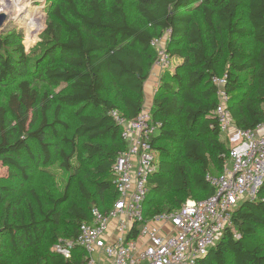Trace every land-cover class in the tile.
Instances as JSON below:
<instances>
[{
    "label": "trees",
    "instance_id": "obj_1",
    "mask_svg": "<svg viewBox=\"0 0 264 264\" xmlns=\"http://www.w3.org/2000/svg\"><path fill=\"white\" fill-rule=\"evenodd\" d=\"M111 1L113 16L107 17L102 0H61L78 22L64 18L61 3L48 1L43 47L25 50L24 31L14 22L0 32V165L22 180L18 187L0 185V264L84 261L81 249L65 259L53 245L75 239L92 207L111 209L117 197L111 166L126 145L110 111L133 119L142 109L144 83L157 58L152 42L167 29L166 54L180 62L160 76L150 107L162 126L151 142L158 161L148 179L145 221L177 209L195 191L197 201L214 192L205 176L221 173L229 151L213 114L212 77L218 76L223 36L231 68L243 72L226 74L234 125L251 129L264 120V0H135L141 24L129 19L124 0ZM78 2L89 13L80 12ZM244 2L258 44L249 57L241 55L234 38L245 31L236 23ZM185 9L200 15L201 23ZM35 81L63 90L51 96ZM108 90L113 94L104 96ZM67 108H74L71 126L63 118ZM53 157L67 174L60 194L31 178L39 166L52 165ZM80 158L77 171L74 160ZM158 195L159 202L152 197ZM231 221L195 264H264V178L256 199L239 203ZM136 235L134 224L128 237Z\"/></svg>",
    "mask_w": 264,
    "mask_h": 264
},
{
    "label": "built area",
    "instance_id": "obj_2",
    "mask_svg": "<svg viewBox=\"0 0 264 264\" xmlns=\"http://www.w3.org/2000/svg\"><path fill=\"white\" fill-rule=\"evenodd\" d=\"M3 1L0 0V12H5ZM169 32L167 29L165 35ZM152 45L157 50L152 67L163 70L170 59L161 37L155 38ZM212 83L217 88L213 114L219 130L223 134L234 133L237 140L229 147L221 173L205 176L213 194L198 201L189 199L170 213L153 217L156 223H170L172 232L160 234L151 230L143 217V203L148 179L157 169L151 142L162 123L152 117L149 106H143L133 119H126L113 109L110 114L120 126L126 145L111 166L117 197L107 212L92 207L89 221L79 225L75 239H59L53 245L57 253L70 259L72 250L79 248L84 252L81 264H195L208 253L232 226L231 216L239 203L256 199L264 178V120L251 129L237 128L228 107L230 96L224 89L226 76H214ZM134 224L137 235L129 238ZM142 236L146 240L140 244L138 238Z\"/></svg>",
    "mask_w": 264,
    "mask_h": 264
},
{
    "label": "rangeland",
    "instance_id": "obj_3",
    "mask_svg": "<svg viewBox=\"0 0 264 264\" xmlns=\"http://www.w3.org/2000/svg\"><path fill=\"white\" fill-rule=\"evenodd\" d=\"M48 1H51V5H54L55 3H61V0H4L3 1V5H4L3 7H4L5 12L10 14V16H15L14 18H11L6 23H4V27L8 25L9 23L14 22L17 28L23 29L24 36H23L21 43H23L25 50L27 51L31 49L32 47H43L45 41H47V37L44 36V29L46 27L45 7L48 6ZM102 1H103V8H104L105 15L107 17H112L113 16L111 12L112 1L111 0H102ZM37 3H41V4H37ZM196 3L197 2H195L194 4ZM124 5H125V10L127 12L129 19L132 22L141 24L143 22V19L137 9L135 0H124ZM60 10H61L62 15L67 21L78 22L76 18L68 11V9L66 8V5L61 3ZM78 10L82 13H89L87 4H84L81 2H78ZM183 12H187V13L191 12L193 16L195 17V19L201 23L200 15H194V12H192L191 10L189 11L188 9L183 10ZM34 13H37V16H40V20L38 21L40 26H38L37 28L35 27L34 31H32L34 36L32 37L31 41H28V38H26V36L28 35L26 32L27 21L25 20L29 15H33ZM236 23L239 29L245 30L244 33L235 35L234 37L235 40L237 41V48L239 49L242 56H245V57L254 56L258 50V44H256L255 41L253 40L252 30L247 21L245 2H244V5L238 11V14L236 16ZM161 40H162V46L166 50V46L168 43V35H165V34L162 35ZM222 41L224 43V46H223V49L221 50L222 55L219 59V64H218V77H225L227 74V71L233 72V74H236V75L242 74L243 72H237L231 68V65H230L231 57H230L229 51L225 47V43H226L225 36H223ZM169 59H170L169 65L165 69L163 70L158 69L157 71L150 72V77H152V81H153L152 88H154V80L157 77L160 78V76L165 71H167L168 69H173L180 61L179 58H176V57L169 58ZM35 83L37 84L39 82L35 81L34 84ZM5 88H6L5 89L6 93H9L11 91L9 87H5ZM39 88H40V92H44V90L49 91L51 96L55 92L63 90V87H55V88L51 87L50 88V87H45L42 83H39ZM112 94H113V90H108L107 92L104 93V96H111ZM143 106H146L145 101H144ZM70 109H74V108H67V110L64 112V115H63V118L67 121L69 126H71L72 124L76 122V118L71 112L72 110ZM171 124L172 125L174 124L175 127L181 126L178 120H173ZM168 143L169 141L166 142L163 140L160 142V144L162 145H166ZM69 149H70L69 147L66 148L67 151ZM79 149L80 148L78 147L77 150ZM74 161H75L74 169L77 168L78 163L80 164L83 163L81 158L74 160ZM52 162H53L51 163L52 165L39 166L36 169V171L32 174L31 178L35 182H38V184H41V185L46 184L47 188L45 189H47L48 191L53 192L55 194H60L62 193L64 185L66 183L67 174H65L59 168L58 166L59 160L57 159V157H53ZM43 167L47 169V172H44ZM211 169L212 171H210V173L211 172L213 173V171L215 172L214 168H211ZM77 171H78V168H77ZM75 179L76 178H74L73 180ZM19 181L21 182L22 180L21 179L17 180V178L11 177L9 175L8 168L0 165V185H13L15 187H18ZM48 182L52 186H48ZM71 184L73 187L72 182ZM194 193H195L194 196L187 197L181 204H184L187 200L189 199L192 200L194 199L196 195H199L197 191H195ZM152 197L155 199V201L159 202V200H161L163 196L158 195V196H152ZM7 199L8 198H5V200ZM162 223H164L163 220L159 222L160 225Z\"/></svg>",
    "mask_w": 264,
    "mask_h": 264
},
{
    "label": "crops",
    "instance_id": "obj_4",
    "mask_svg": "<svg viewBox=\"0 0 264 264\" xmlns=\"http://www.w3.org/2000/svg\"><path fill=\"white\" fill-rule=\"evenodd\" d=\"M180 60V59H179ZM180 62V61H179ZM158 69L155 67H152L151 72L152 71H157ZM158 78V77H157ZM157 78L154 80V85H155V81L157 80ZM152 77H148V79L146 80V82L144 83V96H145V102H146V106L151 107V103H152V98H153V94H154V88H152ZM227 140L229 147L233 146L237 140L235 138V134L231 133V134H223V138ZM157 155V161H158V154L156 152ZM149 223V227L151 230L160 233V234H164L167 232H172V227L170 225V223L168 222H164L161 225L159 223H156L155 221H153L152 219H150L148 221ZM139 243H143L146 240V237L142 236L141 238H138Z\"/></svg>",
    "mask_w": 264,
    "mask_h": 264
},
{
    "label": "bare ground",
    "instance_id": "obj_5",
    "mask_svg": "<svg viewBox=\"0 0 264 264\" xmlns=\"http://www.w3.org/2000/svg\"><path fill=\"white\" fill-rule=\"evenodd\" d=\"M3 3V2H2ZM40 20V16H37V13H34L33 15H29L25 21H27L26 23V32H27V36L26 38H28V41L32 40V37L34 36L32 31H34L35 27L37 28L38 26H40L39 21Z\"/></svg>",
    "mask_w": 264,
    "mask_h": 264
},
{
    "label": "water",
    "instance_id": "obj_6",
    "mask_svg": "<svg viewBox=\"0 0 264 264\" xmlns=\"http://www.w3.org/2000/svg\"><path fill=\"white\" fill-rule=\"evenodd\" d=\"M11 18L7 12H0V32L3 30L4 23H6Z\"/></svg>",
    "mask_w": 264,
    "mask_h": 264
}]
</instances>
